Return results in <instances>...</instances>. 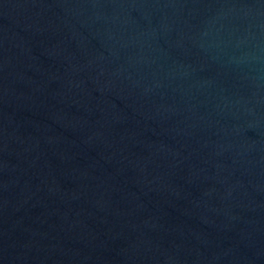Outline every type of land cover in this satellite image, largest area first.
Wrapping results in <instances>:
<instances>
[{
	"label": "water",
	"instance_id": "water-1",
	"mask_svg": "<svg viewBox=\"0 0 264 264\" xmlns=\"http://www.w3.org/2000/svg\"><path fill=\"white\" fill-rule=\"evenodd\" d=\"M0 264H264V0H0Z\"/></svg>",
	"mask_w": 264,
	"mask_h": 264
}]
</instances>
